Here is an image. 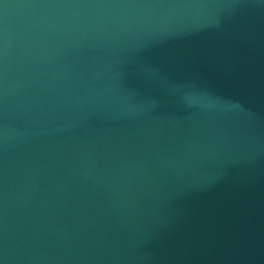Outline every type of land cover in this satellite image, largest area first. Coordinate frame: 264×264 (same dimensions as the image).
I'll return each mask as SVG.
<instances>
[{
    "label": "water",
    "instance_id": "water-1",
    "mask_svg": "<svg viewBox=\"0 0 264 264\" xmlns=\"http://www.w3.org/2000/svg\"><path fill=\"white\" fill-rule=\"evenodd\" d=\"M0 264H264V0H0Z\"/></svg>",
    "mask_w": 264,
    "mask_h": 264
}]
</instances>
